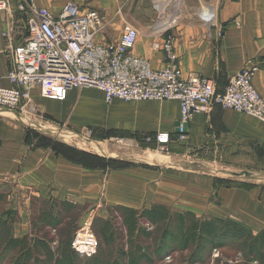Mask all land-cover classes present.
Wrapping results in <instances>:
<instances>
[{"label":"crops","instance_id":"1","mask_svg":"<svg viewBox=\"0 0 264 264\" xmlns=\"http://www.w3.org/2000/svg\"><path fill=\"white\" fill-rule=\"evenodd\" d=\"M161 2L168 7L169 0H158ZM68 3L104 15L108 27L100 39L106 43L118 38L124 24L132 26L138 33L134 55L146 59L152 69L164 67L162 54L151 48L154 41L151 21L155 14L163 15L160 10L157 12L143 0H35L38 8L47 9L53 15ZM174 6H178L174 12L173 8L168 11L164 8L168 20H163L159 28H165L167 35L174 39L183 76H201L214 83L216 91L222 93L235 73L256 64L258 71L253 87L264 100V0H175ZM206 11L208 16L198 14ZM25 19L26 15L17 11L15 0H9L7 11H0V87H9L6 74L10 47L22 43L26 34ZM76 91H70L64 102L56 103L39 99L34 90L32 102L46 119H67L65 125L72 126L80 117V99L86 101L81 105L88 108L84 113L88 118H94L99 105L90 103L92 100L85 97L86 92ZM75 100L77 102L73 103ZM33 117L0 111V194L3 199L8 187L36 193L48 190L59 201L71 203H80V190L83 189L95 194L102 187L109 188L110 193L113 188H121L131 189L136 196L127 201L110 199V202L138 210V206L148 204H169L174 198L185 204L208 203L213 193L211 179L199 175H190L191 181L186 184L189 189L183 190L186 192L181 196L179 182H166L164 177L155 181L157 185H152L154 176L141 168L124 174L126 181H120L118 173L85 169L58 154L52 139L39 137L29 128L26 121ZM105 117L112 119L113 114L106 113ZM122 117L123 129L127 131L177 135L175 124L179 121V108L175 102L125 103ZM184 138L189 148L201 156H239L249 147L264 155V122L217 106L207 114L195 116L187 124ZM153 186L157 189L169 187L167 199L165 196L150 197ZM218 195L222 206L236 216L227 215L221 219L246 224L251 221L257 224V232L264 231V189L261 186L252 190L221 189ZM190 210L187 209L194 213Z\"/></svg>","mask_w":264,"mask_h":264},{"label":"rangeland","instance_id":"2","mask_svg":"<svg viewBox=\"0 0 264 264\" xmlns=\"http://www.w3.org/2000/svg\"><path fill=\"white\" fill-rule=\"evenodd\" d=\"M175 0H169L168 10L176 8L173 6ZM149 6L159 12L160 3L158 0H143ZM166 2V1H165ZM165 10V9H164ZM161 15L162 22L166 21L165 12ZM160 13L161 10H160ZM157 15L153 16V20ZM174 19V18H173ZM151 21V22H152ZM87 90V91H86ZM86 92V98L90 103H99L94 118H88L84 115L88 108H85L80 99V117L78 121L72 122V126L65 125L64 120H48L44 113L35 115L31 121H26V125L36 131L39 137L50 138L53 141L54 148L60 153L69 154V150H75L80 154L85 166L95 167V169L110 173H118L120 181H126L124 174H129L132 169H143L154 176L152 185H157L156 180L165 177L166 182H179L181 185V196L189 189L186 185L190 183V175H199L202 178H210L212 181L213 193L208 199V203L185 204L173 199L172 203L163 204L171 213L186 212L192 209L197 218L219 217L235 214L222 206L221 198L218 192L221 189L232 190H252L257 186L264 189V155H260L253 147L245 148L239 156H201L190 149L184 136L169 135L166 145L159 146L155 132H136L123 129L122 111L125 103L114 100L106 104L101 93L94 88L80 89L76 92ZM75 100L73 103H76ZM150 103H170V102H150ZM106 113L113 114L112 119L105 117ZM34 119V120H33ZM30 120V119H29ZM75 125V126H74ZM44 126V127H43ZM72 127V128H71ZM84 144V145H83ZM130 157L135 162H124L120 158ZM246 171L249 176L246 177L241 172ZM193 173V174H192ZM196 173V174H195ZM231 173L240 174L234 177ZM130 176V175H129ZM253 180V181H252ZM160 181V180H159ZM259 183H256V182ZM149 186L151 184L149 183ZM153 186L149 192L150 197L161 198L170 194L168 188L157 189ZM200 187V186H199ZM202 189V187H200ZM102 187L95 194L89 193L88 189L80 190V203L61 202L50 191L44 190L42 193L29 190H17L8 187L4 192L5 198L0 203V264H14L19 256L18 249H8L10 239H22L27 237L44 239L49 247L55 253V258H63L62 251L66 250L69 239L71 243L67 261L71 264H113L117 256L119 243L116 241L111 245H105L99 239L98 229L95 220H108L110 215L117 217L114 207L116 205L110 202V199H120L127 201L136 196L131 189ZM20 195V196H18ZM172 197V196H170ZM153 205H143L140 208H149ZM49 215V223L56 219L55 227L45 226L41 223L40 216ZM116 227H120V220H114ZM246 224V223H242ZM48 225V224H46ZM142 226L152 232V239L141 238L139 244L151 256L150 264H242L233 261L231 258L235 255V249H225L223 255L213 251L209 257L199 259L193 254V250H176V246L165 244L160 246L159 233L161 227H148L142 223ZM252 231L257 232V224L248 221L246 224ZM162 230V229H161ZM91 237L94 242L93 251L90 254L81 252L74 248L73 243L77 237ZM57 250V251H56ZM36 254L32 251V258ZM40 259H44L39 255ZM64 260V259H63ZM30 264H33L31 261Z\"/></svg>","mask_w":264,"mask_h":264},{"label":"built area","instance_id":"3","mask_svg":"<svg viewBox=\"0 0 264 264\" xmlns=\"http://www.w3.org/2000/svg\"><path fill=\"white\" fill-rule=\"evenodd\" d=\"M15 1L17 11L26 15V34L21 44L10 47L6 74L9 87H0V111L35 116L39 111L32 102L34 90L41 100L61 103L70 91L94 88L106 104L114 100L177 103L178 136L185 135L182 125L207 114L214 106L264 122V100L253 87L258 66L251 64L235 73L222 93L201 76L184 77L174 39L165 28H159L161 15L150 27L154 36L151 48L164 59V67L155 70L146 59L134 55L138 33L128 24L123 25L117 39L106 43L100 37L108 23L96 10H81L68 3L53 15L38 8L35 0ZM8 9L9 0H0V11ZM198 14L208 16L207 11ZM168 140V134L156 138L159 146ZM73 246L90 254L94 242L89 236L77 237Z\"/></svg>","mask_w":264,"mask_h":264},{"label":"trees","instance_id":"4","mask_svg":"<svg viewBox=\"0 0 264 264\" xmlns=\"http://www.w3.org/2000/svg\"><path fill=\"white\" fill-rule=\"evenodd\" d=\"M68 160L79 164L85 169H95V167L85 166L80 159L79 152L69 150V154L60 153ZM3 195L0 194V203ZM117 217L108 220H95L98 229L99 239L105 245L118 242L119 248L113 264H150V254L139 244L141 238L152 239V232L142 226L161 227L159 233V244H171L176 246V250H193V254L199 259L209 257L213 251L222 254L225 249H235V255L231 258L235 262L240 260L242 264H264V231L254 233L246 225L221 218H197L194 213L178 212L171 213L164 205H153L149 208L135 210L123 206H115ZM41 223L45 226L55 227L56 219L49 223V215L40 216ZM120 220V227H116L114 220ZM48 224V225H46ZM71 239H69L63 258H55V253L44 241L36 237L28 241L27 237L22 239H10L8 249H18L19 256L14 264H71L67 261V255L72 254L69 250ZM32 251L36 257L32 258ZM42 255L44 259H40ZM223 255V254H222ZM64 259V260H63Z\"/></svg>","mask_w":264,"mask_h":264},{"label":"water","instance_id":"5","mask_svg":"<svg viewBox=\"0 0 264 264\" xmlns=\"http://www.w3.org/2000/svg\"><path fill=\"white\" fill-rule=\"evenodd\" d=\"M178 126H179V123L177 122V123L175 124L176 132H178V129H177ZM186 130H187V125H186V124L182 125V131H183V133H186ZM120 159H121L122 161H124V162H131V163H134V162H135V161H134L132 158H130V157L120 158ZM240 174H242V175H244V176H246V177L249 176V174H248L247 172H241ZM240 174L231 173V175L234 176V177H238V176H240Z\"/></svg>","mask_w":264,"mask_h":264},{"label":"bare ground","instance_id":"6","mask_svg":"<svg viewBox=\"0 0 264 264\" xmlns=\"http://www.w3.org/2000/svg\"><path fill=\"white\" fill-rule=\"evenodd\" d=\"M166 5H167V3H164V4H161V5H160V10H161L162 13L165 11L164 8H166V7H165ZM177 9H178V6L173 10V12H174V11H177ZM173 12H172V13H173ZM170 18H171V17H170ZM170 18H169V19H170ZM43 127H44V126H43ZM83 145H84V144H83Z\"/></svg>","mask_w":264,"mask_h":264}]
</instances>
